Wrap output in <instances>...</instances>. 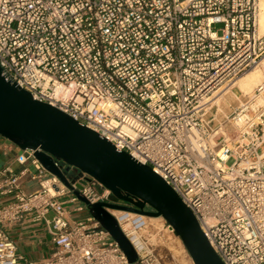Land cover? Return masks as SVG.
<instances>
[{"label": "built area", "instance_id": "built-area-1", "mask_svg": "<svg viewBox=\"0 0 264 264\" xmlns=\"http://www.w3.org/2000/svg\"><path fill=\"white\" fill-rule=\"evenodd\" d=\"M259 16L260 0H0V64L35 99L150 165L224 264H264V81L228 121L211 113L223 88L264 67ZM15 157L19 167H0V264H177L153 249L146 215L108 209L135 263L95 217L72 215L86 209L76 191L126 204L91 174L53 156L67 185L35 150ZM40 224L54 248L23 263L8 230Z\"/></svg>", "mask_w": 264, "mask_h": 264}, {"label": "water", "instance_id": "water-1", "mask_svg": "<svg viewBox=\"0 0 264 264\" xmlns=\"http://www.w3.org/2000/svg\"><path fill=\"white\" fill-rule=\"evenodd\" d=\"M0 136L22 150H35L44 167L67 185L54 157L91 174L113 192L114 200L126 202L91 203L78 191L75 193L87 212L117 241L130 263H135L138 255L109 208L150 218L163 217L180 236L195 264H224L194 213L150 165L118 150L108 139L58 107L35 99L6 74L1 64Z\"/></svg>", "mask_w": 264, "mask_h": 264}, {"label": "crops", "instance_id": "crops-1", "mask_svg": "<svg viewBox=\"0 0 264 264\" xmlns=\"http://www.w3.org/2000/svg\"><path fill=\"white\" fill-rule=\"evenodd\" d=\"M19 147L15 145L13 142L8 139L0 136V167H5L7 165H11L15 168L19 167L18 162L16 161L15 155L19 152ZM37 184L31 183L28 188H35ZM8 199L6 196H0V203L4 202ZM83 203L80 201L77 205H82ZM70 209L72 206L69 205ZM87 211L86 209L83 211ZM79 213L73 212L74 217H82L78 216ZM90 215L88 212L85 216ZM9 234L12 236L14 241L17 243L19 252L26 257L27 260L32 261H40L46 256H43L41 259H33L32 253L40 250L41 253L45 254L47 251L49 254L54 248V244L50 239L49 234L46 232L45 226L43 224L40 225H27V226H15L8 230Z\"/></svg>", "mask_w": 264, "mask_h": 264}, {"label": "bare ground", "instance_id": "bare-ground-1", "mask_svg": "<svg viewBox=\"0 0 264 264\" xmlns=\"http://www.w3.org/2000/svg\"><path fill=\"white\" fill-rule=\"evenodd\" d=\"M260 32L261 34L264 33V0H260ZM264 81V74L263 70L257 66L243 76L238 78L235 82H233L229 87L223 88V92H221V96L225 95L229 92L232 88L238 87L240 91L244 94H249L256 86ZM220 97L217 99L219 100ZM162 219V218H161ZM150 221H159V218H150ZM163 223H161L158 228H153V230L149 231L150 242L152 244L153 249L163 250L166 249L171 253L170 255L174 257V259L178 260L180 264H186L184 262V258H181L180 253L186 254L189 263L188 264H195L193 259L191 258L190 254L188 253L182 239L178 236L174 229L171 228V225L165 220L162 219ZM166 250V251H167Z\"/></svg>", "mask_w": 264, "mask_h": 264}, {"label": "rangeland", "instance_id": "rangeland-1", "mask_svg": "<svg viewBox=\"0 0 264 264\" xmlns=\"http://www.w3.org/2000/svg\"><path fill=\"white\" fill-rule=\"evenodd\" d=\"M259 24H260V19H259ZM222 24H218L217 28H221ZM262 70H263V74H264V67L263 66H259ZM243 76V75H242ZM240 78V77H239ZM223 92V91H222ZM245 95H247L246 93L244 94L242 91H240L238 89V87H234L232 88L229 92H227L225 95H223L222 97L221 94L219 95L220 99L217 100L218 98H216V102H215V106L212 109L211 113L213 115H215L217 117V119L214 121L216 125H219V123L228 121V117L233 113V111L236 110V108L239 106L240 100L244 99ZM87 211L85 212H81L78 214V216H82L85 217ZM159 221H150V228L153 230V228H158V226L163 223L162 219H164L163 217H158ZM162 218V219H161ZM151 230V231H152ZM165 249H157L158 252L162 253V254H166L167 256H169V262H175L177 264H180V262H178V260L174 259V257H172L170 254V252L166 249V247H163ZM167 250V251H166ZM33 255V259H41L43 258V256L48 257L50 254L45 251V254L41 253L40 250H37V252L32 253ZM181 258H184V262L186 264L189 263V259L187 257L186 254H182L180 253ZM26 257L24 256L22 262L25 263Z\"/></svg>", "mask_w": 264, "mask_h": 264}, {"label": "flooded vegetation", "instance_id": "flooded-vegetation-1", "mask_svg": "<svg viewBox=\"0 0 264 264\" xmlns=\"http://www.w3.org/2000/svg\"><path fill=\"white\" fill-rule=\"evenodd\" d=\"M122 201V200H121ZM122 202H124V201H122ZM126 203V202H125ZM127 204V203H126Z\"/></svg>", "mask_w": 264, "mask_h": 264}]
</instances>
